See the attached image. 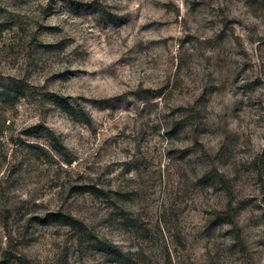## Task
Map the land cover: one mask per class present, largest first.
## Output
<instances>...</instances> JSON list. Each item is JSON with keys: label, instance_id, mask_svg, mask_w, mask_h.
<instances>
[{"label": "rangeland", "instance_id": "374dc122", "mask_svg": "<svg viewBox=\"0 0 264 264\" xmlns=\"http://www.w3.org/2000/svg\"><path fill=\"white\" fill-rule=\"evenodd\" d=\"M0 264H264V0H0Z\"/></svg>", "mask_w": 264, "mask_h": 264}, {"label": "trees", "instance_id": "16d2710c", "mask_svg": "<svg viewBox=\"0 0 264 264\" xmlns=\"http://www.w3.org/2000/svg\"><path fill=\"white\" fill-rule=\"evenodd\" d=\"M57 217H54V219H56ZM62 220H65V221H62ZM69 220H71V219H69V218H66V217H62V218H60L59 220H58V222H66V224H68L69 223ZM110 250L111 249H114L115 247L113 246V245H111L110 247Z\"/></svg>", "mask_w": 264, "mask_h": 264}]
</instances>
